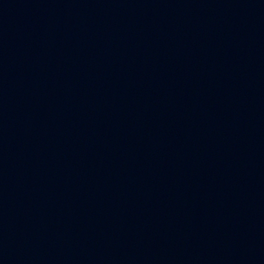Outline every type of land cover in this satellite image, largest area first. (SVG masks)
I'll return each instance as SVG.
<instances>
[{"label": "water", "instance_id": "obj_1", "mask_svg": "<svg viewBox=\"0 0 264 264\" xmlns=\"http://www.w3.org/2000/svg\"><path fill=\"white\" fill-rule=\"evenodd\" d=\"M0 264H264V0H0Z\"/></svg>", "mask_w": 264, "mask_h": 264}]
</instances>
